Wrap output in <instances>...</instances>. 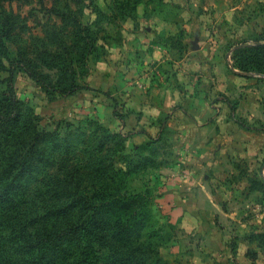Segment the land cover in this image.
Returning a JSON list of instances; mask_svg holds the SVG:
<instances>
[{"label":"rangeland","instance_id":"374dc122","mask_svg":"<svg viewBox=\"0 0 264 264\" xmlns=\"http://www.w3.org/2000/svg\"><path fill=\"white\" fill-rule=\"evenodd\" d=\"M4 18L10 58L53 81L65 63L62 74L89 88L49 93L17 69L21 112L0 122V250L12 245V210L35 230L29 216L56 210V183L78 171L82 183L110 174L119 192H148L163 233L161 260L150 264H195L187 255L264 264V75L233 58L238 44L264 42V0H0ZM8 66L0 57L1 79ZM5 89L0 82V110ZM193 179L216 193L222 213L197 201L198 223L182 216L187 231L169 225V213L173 202L193 205ZM77 244L70 236L63 246ZM62 250L40 259L32 248L18 252L57 264Z\"/></svg>","mask_w":264,"mask_h":264},{"label":"trees","instance_id":"16d2710c","mask_svg":"<svg viewBox=\"0 0 264 264\" xmlns=\"http://www.w3.org/2000/svg\"><path fill=\"white\" fill-rule=\"evenodd\" d=\"M5 24L6 18L0 19V57L9 62L8 68H5L8 76L0 78V82L6 84L5 108L0 110L1 123L15 122L21 112L20 100L14 87L17 69L25 71L49 93L57 92L64 96L89 88L87 84H79L73 75L62 74V71L68 70L65 63L60 66V76L53 81L48 74L41 72L25 59L10 58L3 41ZM255 52L260 53L258 60H244V56ZM233 58L234 63L242 69L264 75V42L238 44L233 50ZM1 65L2 68L5 67L2 62ZM114 114L118 116L117 113ZM118 117L122 118L121 115ZM89 175V178H93L91 173ZM81 178L80 172L73 171L69 172L62 183H56V210L47 208L40 215L31 214L28 220L35 223L32 225L35 229L33 231L27 230L23 225L24 220L13 215L12 210V220L21 226L17 227L8 218V227L13 229L10 234L12 245L5 246V253L0 250V264H38L36 260L24 261L19 255L18 250L26 247L36 251L33 258L37 259L53 255L55 247L56 250L61 247L63 250L57 264H150L152 259L161 260L158 250L160 244L157 241L162 239L160 237L163 233L162 228L155 224L148 192H119L111 185L113 176L110 174H106L105 182L93 183L85 180L82 183ZM82 186L93 189L94 192L89 195L81 194L79 191ZM60 191L64 193L63 197L58 196L57 192ZM74 209L77 212L72 215ZM38 218L42 219L40 226L36 224ZM52 218L56 219L48 225ZM17 236H21L25 243L16 240ZM70 236H75L78 244L68 251L63 244L64 239Z\"/></svg>","mask_w":264,"mask_h":264},{"label":"crops","instance_id":"0c3cea01","mask_svg":"<svg viewBox=\"0 0 264 264\" xmlns=\"http://www.w3.org/2000/svg\"><path fill=\"white\" fill-rule=\"evenodd\" d=\"M166 167H168V166H166ZM211 180H212V178H211ZM193 182H194V185L197 186V188H195L193 195H192V198L194 199L192 202L193 205L183 206L182 204H180V202H177V203L173 202L174 203L173 205H176V207H174V209H172L171 212L169 213V215H170L169 225L179 226V227L185 228L187 231H190V230L186 226V220H185L186 218H182V216L190 214L194 217L195 215H197V213H200V212H198L199 206L196 205L197 201H203L204 200L205 206L210 205V202H211L212 205L217 208V210H215L214 213H216V214H218L219 212L222 213L219 210V202L215 201L216 200V195H215L216 193H214L211 190H208L207 186L204 184V182H199V181H197V179L196 180L193 179L192 182H190V183H193ZM185 183H188V182H185ZM177 185H178V183H176L175 187H177ZM175 187L171 188V190L169 192L170 194L175 195L174 192H177ZM167 194H168V192H167ZM194 218L198 223L197 217H194ZM192 229H194V227ZM187 256H188V258H185L186 263L191 261V263H195V264H199V263L200 264H210V263H208L209 261L206 258L197 257L195 255H187ZM208 258H210V257H208Z\"/></svg>","mask_w":264,"mask_h":264},{"label":"water","instance_id":"95a60500","mask_svg":"<svg viewBox=\"0 0 264 264\" xmlns=\"http://www.w3.org/2000/svg\"><path fill=\"white\" fill-rule=\"evenodd\" d=\"M195 39L197 40V37H195ZM196 40H195V41H196ZM195 41H194V43H196Z\"/></svg>","mask_w":264,"mask_h":264}]
</instances>
